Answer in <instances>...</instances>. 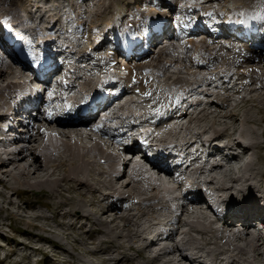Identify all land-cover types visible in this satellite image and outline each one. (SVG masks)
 Returning a JSON list of instances; mask_svg holds the SVG:
<instances>
[{"label": "bare ground", "instance_id": "obj_1", "mask_svg": "<svg viewBox=\"0 0 264 264\" xmlns=\"http://www.w3.org/2000/svg\"><path fill=\"white\" fill-rule=\"evenodd\" d=\"M92 1L94 0H69L68 2L72 13H76V23H79L77 28H80L79 26L83 28L91 23L93 31H100L102 25L99 22L94 26L92 19L96 18L101 10L104 11L99 17L107 12V15H112V1L107 4L106 2L109 0H97L95 5ZM142 1L133 0L132 3H129L127 8L131 12L128 15L125 14L121 19L133 18L129 20L133 22L132 29H123L122 31L121 25L119 26L122 23L121 20L118 22V26H115L111 20L106 21L108 27L106 30H101L104 34L102 41V37L93 36L95 40L92 42L97 43L95 47L93 45L94 49L92 48L91 52L81 53L82 45L73 44L62 29V25L68 26L65 24V21L68 22V20L61 23L59 19L53 21L56 14L49 13L56 10H49L48 0L45 4L42 3L43 0H0V27L2 24L10 23L15 17L18 18V15L22 13L27 18L26 20L31 22V29L29 28L27 32L31 30L34 35L42 33L40 28L45 22L47 24L44 25V35H51L58 29L56 32L63 35L65 44L67 42L72 44L70 49L73 53L66 55L67 50L62 49L54 56V63L47 66V80L35 75L34 67L29 63V53H6L8 58L0 55V82H2L0 100H5L7 94V97L10 96L8 100L4 101V107L0 106V124L8 117L7 112L10 110L9 103L13 97L12 93H16L17 88L22 85L29 88L30 85H33L34 88H30V93L33 95L35 103L38 104L35 108H39L46 103V94L48 96L52 93L51 85L54 77L62 73L61 61L63 59H73L72 66H74L77 75L87 66L76 64V61L93 57L102 62V64L96 65L97 68L98 66L102 68V73L98 75L91 68L88 69V72L93 70L99 77L106 78L111 68L119 69L120 73L130 69L134 74L133 78H128L129 80L126 79L125 74H120L122 75L121 80L113 83L117 88L123 86L122 94L117 102L129 100V95L134 92L141 95L140 93L146 94L145 91H148L147 96H140L144 101L130 99L132 103L127 104L126 113L132 110L131 114L135 117L144 112V115H148L146 122H150L158 115H169V118L161 120L154 128V132L159 134L161 139L170 142L169 149L177 145L189 149L202 135L220 127L223 133L212 144L224 138L229 140L231 146H226L225 151L230 157H227L222 164L212 166L210 171H206L204 167L200 168L196 179L184 182L182 177L174 174V170L146 161L135 146L116 149L119 141L115 135L109 133L105 128L91 127L98 120L100 114L90 123L86 120L65 122L56 118L47 122V127L36 126L34 123L36 119L32 118L26 126L18 127L19 133L11 145L0 152V158L4 157L0 164V197L6 199L8 205H16L14 197L20 200L21 194L26 191L48 195L54 203L49 201L48 204L41 205L53 208L54 204L57 209L62 210L60 213L62 218H72L69 228L75 226L79 220H84L80 230L87 229L81 233L88 236L87 239L90 237L92 240L89 241L91 249L86 250V253L90 255L128 257L131 254L133 259H143L136 264H193L185 255L189 251L201 254L210 264L264 263V221L248 217L244 224L240 220H232L229 213L221 215L211 209L202 195L198 196L196 191V188L206 184L214 198L218 200L220 197H224L222 201H228L230 197L239 195L244 187L251 190L253 194H258L259 188L264 187V182L257 184L256 181L260 176L257 165L259 162H264V159L260 158L259 162H256L258 156L255 160L251 157L253 149L260 148L257 143L259 142L257 139L260 137L257 138V130L252 126L261 124L255 121L247 122L250 129L248 132L245 131L246 133L243 132L241 125L245 123V120L240 113L243 107L250 102L263 101L262 104L264 103V0H235L233 8L232 5L231 8H226V6L218 4V2L229 3L231 0H193L192 5L182 6L178 12L174 11L176 7L178 8V2L175 0H154L151 2L147 0L149 2L148 10H142V6L140 9L138 8L139 10H130L131 6L136 4L145 5ZM182 1L184 0L179 3ZM19 3H23L24 6L19 8ZM38 3H42V6L47 8L42 11L44 14L41 15V7H38L36 12H39V15L36 18L31 13V8L33 4L37 5ZM60 3L64 5L63 0ZM155 5L157 10L150 7ZM102 6H104L103 9H101ZM164 7L169 8V13L158 16L153 14L157 11L162 14L161 9ZM210 8L215 9V18L225 21L227 28L224 36L215 35L206 29L188 31L187 26L191 25L196 18L206 17ZM56 12L58 13V11ZM170 13H175V17ZM137 15L138 18L142 16L143 18L135 20ZM151 19H156L158 23L167 20L174 32L173 36L167 40L158 41L157 38L162 35L161 28L153 29L150 25ZM106 22L102 21V23ZM114 30L115 35L112 36L111 32ZM185 31H188L185 37L179 39L178 34ZM72 32L74 33V31ZM132 32L136 33L132 35ZM136 35L140 36V40L138 43H133L131 37ZM6 36H0L1 43L7 42ZM145 37L149 38L150 43L141 55H137L136 49L142 45ZM60 41L61 38L54 39L50 45L53 46L56 42L61 44ZM113 41L114 43H112ZM12 44L17 45L15 42ZM187 45H191L190 49L186 48ZM0 50H4V48L0 47ZM102 50L104 53H100ZM122 52L126 53L125 63L120 60L124 57ZM76 54H80V58H75ZM178 54H182V57H179ZM132 61L137 63L132 65ZM58 62L60 63L56 64ZM116 64L117 67H115ZM218 64L221 66L218 67ZM18 66H22L23 70H20ZM170 68L174 71H170ZM135 70L137 72L140 70L141 74H147V76L140 77ZM151 73L156 74V77L152 78ZM179 75H184V77ZM135 79L139 82H135ZM98 81L101 83V79H96L95 83L88 86L89 96L99 87L100 83H96ZM217 81H220L222 85L220 92H216L220 84H215ZM153 83L162 84V88H156ZM170 83L171 85H169ZM140 84L143 86L146 84L149 88L145 90L139 86ZM138 86L141 87L140 93L137 91ZM141 89L145 91H141ZM216 93L219 94L220 99L217 98L218 104L215 106L217 108L214 111L209 110L211 113L207 110L216 103ZM203 96L208 97L209 101L201 98ZM191 98L197 101L194 103ZM169 101L170 107H165V103ZM204 101H207L206 105H204ZM133 103L137 106L139 103L152 105L139 108L136 106L135 108ZM112 106L113 104L105 106L103 112H107ZM74 109L75 106H72L71 110ZM180 120H185L187 126H181ZM108 121H112V118H109ZM228 121H231L233 126H228ZM171 122L179 124L174 129V125H170ZM11 129L9 128L8 131ZM35 129L37 133H35ZM0 135H3L1 125ZM149 136L153 137L152 134ZM262 137L264 138V131ZM90 155L95 159L94 161L89 159ZM211 156L213 157V155ZM139 157L145 160L148 165L138 161ZM101 158L106 159L105 165L100 164ZM196 160L187 159L188 166L181 167V169L193 168L196 165ZM211 160L213 159L208 158L207 162ZM216 161L218 160L216 159ZM63 168L67 172V176H64L66 172L63 173V176L59 174V170ZM179 170V168L175 169V171ZM84 171H89V174H83ZM184 174L185 172H181V175ZM64 182L67 186L64 185ZM176 188L186 197L192 196V199L183 206L176 224L168 221L166 226L171 229L172 226L177 227V224H181L183 230L181 233L173 231L166 240L159 239L158 247L152 250L158 256L147 257L146 250L140 244L143 239L142 235L151 234V227L155 223L162 219L168 220V207L173 205L171 201L180 198L175 194ZM66 190L68 192L79 191V193L80 190H83L80 195L82 199L65 198ZM109 199H113V201L115 199L118 202L108 206ZM262 203L264 205V197ZM90 207L97 208L96 213L86 212ZM183 217L189 220H185ZM33 219L35 218L33 217ZM230 221L234 224L229 225ZM60 225H64V223ZM94 226L99 227L98 233L102 238L92 237ZM163 260L165 262L161 263Z\"/></svg>", "mask_w": 264, "mask_h": 264}, {"label": "rangeland", "instance_id": "obj_2", "mask_svg": "<svg viewBox=\"0 0 264 264\" xmlns=\"http://www.w3.org/2000/svg\"><path fill=\"white\" fill-rule=\"evenodd\" d=\"M7 1H11V0H7ZM46 1L47 0H45V1L43 0L42 3L45 4ZM63 1H64V6L65 7L68 6L65 9V10H67L65 12H66V15L68 17L64 18V20H68V22H65V24H67L70 27L69 30L71 32L74 30V35L72 37L74 39H76L77 41H79L78 43L80 45H82L81 49H80L81 53L82 52L84 53L86 51L91 52V49L92 48L94 49V47H95V45L97 43H95V41L92 42L93 40H95V38L93 36L102 37L101 38V41H102V39L104 38V34H102L101 30H106L107 29V27H108L107 26V22H109L111 20L112 22L115 23V26H118V22L122 19V17L125 16V14L128 15L129 12H131V11L128 10L127 5L129 3L133 2V0H117L116 3H115V0L107 1L106 2L107 4H108V2L110 4V2L112 1L111 2L112 5H113V7H112V10H113L112 15H107L108 14V12H107L102 17L101 16L99 17V15H101V13L104 10L103 11L101 10L100 14L99 13L97 14V17L95 15L96 18L92 19L93 20L92 22L94 23V26L100 22L99 24L102 25V27L100 28V31L99 30H94L93 31V29H92V27L90 25L91 23L88 24V25H85L83 28H81L82 26H79L80 28H77L79 23L76 24V18H75L76 17V15H75L76 13L75 14L72 13V9L69 6L70 3L68 2L69 0H63ZM148 1L151 2V1H154V0H148ZM170 1H173V0H170ZM180 1L181 0H175V2H178V8L176 7V9L174 10L176 12L180 11L182 6L186 7V6L192 5L191 2L193 0H191V2H188V1L184 0L181 3H179ZM92 2H93V5H95L96 4L95 2H97V0H94ZM230 2L229 3H227V2H225V3L224 2L223 3L222 2H218V4L220 6H226V8L230 7L231 5H232L231 6L232 8L235 7V3H234L235 0H231ZM232 2L234 3V5H233ZM148 3L149 2H146L145 5H141L140 3H139L140 5L136 4L135 6H131L130 10H134V9H138V8L140 9L141 6L143 7L142 10H148L147 9L148 8L147 7ZM33 5H35V4H33ZM22 6H24L23 3H19L18 4L19 8L20 7L22 8ZM103 7L104 6H102L101 9H103ZM150 7L157 10V8H155L156 5L155 6H150ZM161 13L162 14H159L158 11H157L156 13H153V14L156 15V16L164 15L166 13H169V8L164 7V9H161ZM137 14H139V13L137 12ZM170 15L175 17V13H170ZM106 17H107V20H105ZM99 18H101L102 20L99 19ZM136 18L137 19H141V18H143V16L138 18V15H137V17H135L134 19L136 20ZM131 19H133V18L126 17L123 20H121L122 23L119 24V26L121 25L122 31H123V29L124 30L125 29H131L130 26H129L130 25L129 24V20H131ZM102 21L103 22L107 21V22L106 23H102ZM43 23H44V25L47 24L45 22H43ZM58 27H60L59 24H58ZM57 30L58 29H56V31ZM100 32H101L102 36H101ZM111 33H112V36H114L115 35V30L113 32H111ZM90 38H91V40L88 41V39H90ZM60 43H61V45L65 44V41H64L63 38H61ZM112 43H114V41ZM111 44H109V45H111ZM93 45H94V47H93ZM108 46H106V49H108ZM8 47L9 46H7V48ZM186 48L190 49L189 45H187ZM102 49H104V48H102ZM106 52H109V51H106ZM100 53H104V51L102 50V51H100ZM123 53H125V52H122V55L124 57L123 58L119 57V58H120V60H122V63H125L126 62V53L125 54H123ZM0 55L5 56V58L6 57L8 58V55L6 54L5 50H0ZM178 56L182 57V54H178ZM185 57L189 58L190 56H185ZM75 58H80V54H76ZM86 61H89L90 63H87ZM82 62H84V64L87 63L86 66L89 65V64L91 66L93 65L91 67V69L96 71L98 75L100 73H102V68L99 67V66L97 68V66H96L98 64H102V62H100V60H98L97 58L88 57V59H84L83 61H82V59H80V60L76 61V64H80ZM116 62H117V60H116ZM136 63L137 62H133L132 61V65H135ZM156 64H157V62L155 63V65ZM117 66L118 65L116 64L115 67H117ZM220 66H221V64H218V67H220ZM18 68L20 70H23V69H21L22 66H18ZM169 70L170 71H174L172 68H170ZM193 70H195V69H193ZM135 71L137 72V70H135ZM122 73L126 75V79L134 77V74H132L130 69H126ZM138 73H139L140 77L147 76V74H141L142 72L140 70H138L137 74ZM160 74L162 75L163 73L161 72ZM95 75L96 74H94L93 76L95 77ZM150 76L152 78H154V77H156V74L151 73ZM179 76L180 77H184V75H179ZM135 82H139V80L135 79ZM0 85H2V82H0ZM153 85L156 86V88H162V84L153 83ZM169 85H171V83ZM139 86H141L145 90L149 88V86L147 87L146 84H144V86L140 84ZM139 86H138L137 91L140 93V88L141 87H139ZM144 89H141V91H143ZM145 92L148 93V91H145ZM132 94L129 95V97H128L129 100L133 99L135 101H140V99H141L142 101H144L142 98H140V96L141 95L147 96L145 93L144 94L140 93L141 95H137L134 92ZM7 96H8V94H7ZM7 96H6L5 100H8L10 98V96L9 97H7ZM46 96H47V94H46ZM201 98H203L204 100L207 99L209 101L208 97L203 96ZM210 99H212V98H210ZM215 99H216V101H215L216 103L212 106V108L207 110L208 112L214 111L215 108H217L215 106H216V104H218V101H217V98H215ZM5 100L4 99L0 100V106L4 107V101ZM262 102L263 101H261V102L258 101L257 102L258 104L256 102H250L246 106H244L243 109L240 111L242 116H244L243 120H245L244 122L246 123V124L244 123V124L241 125L242 129H243V132H245V131L248 132L249 131L250 126H249L248 123H250V122L255 121L256 123H258V124L260 123L261 124L259 126L258 125L257 126L254 125V127L252 126L253 129L257 130V134H256L257 138L260 137L259 139H257V141L259 140V142H257V143L260 145L259 149L261 151L258 149V147H256L255 149H253L254 152L255 151L256 152L255 153L254 152L251 153V154H253L251 157L254 160L258 156V158L256 159V162L257 161L259 162L260 158L264 159V138H262V136H261V132L264 131V121H263L264 120V112L262 113V111H264V103L262 104ZM131 103H132V101H131ZM58 104H59V102H58ZM256 104H257V106H256ZM259 104H262V105L260 106ZM132 105H134L135 108L137 106V104H134V103ZM151 105L152 104H149V103H139L137 107L139 108V107H145V106H151ZM253 105H255V106H253ZM262 108H263V110H262ZM209 110H211V111H209ZM248 119H250V120H248ZM251 119H252V121H251ZM219 120H221V119H219ZM222 121H223V119H222ZM184 122H186V121H184ZM228 122H229L227 124L228 126H230V127L233 126L231 121H228ZM230 122H231V124H230ZM34 123L36 124V126H42V125L44 127L48 126V123L38 122L37 119H36V121H34ZM53 125H55V124H53ZM209 125H211V124H209ZM243 125H245L246 127L243 126ZM214 127H216V126H214ZM35 131L34 132L37 133L36 129H35ZM89 157H90L89 159H91V160L93 159L92 155H90ZM94 160L95 159H93V161ZM97 160H98V156H97ZM257 168H258L257 170L260 173V176H259L258 179H256V181H257V184H259L260 182H264V162H259V165H257ZM59 172H60L59 174H61L63 176L64 175L63 173H65L66 171L63 168V169L59 170ZM83 174L88 175L89 171H84ZM67 175L68 174L66 172L64 176H67ZM64 185H66L65 182H64ZM262 188L264 189V187H262ZM82 191L80 190V193H79V191L78 192L77 191L68 192L66 190L65 191V194H66L65 198H69L70 197V198H74V199L78 198L77 200H81L82 197L80 195H81ZM6 195H8V194L6 193ZM13 200L15 202H17V204L16 205H8L7 202H6V199H4L3 197H0V264H109V263L110 264H127V263L128 264H136L138 261L140 262V261L143 260V259L142 260L133 259V257H132L133 255H131V254L128 255V257H124V256L121 257V255H111V256L110 255H105L104 256L102 254L101 255L100 254H97V255L96 254H94V255L91 254L90 255V254L86 253V250L88 248L91 249V245H90L91 242L89 243V241H92L90 239V237L87 239L88 236L86 237V236H84L82 234L83 232H85V230L87 231V229H81L80 230V227L78 226L80 221H78L75 224V226H73L72 228H69L68 226H69V223H70L72 218L71 219L70 218H66V219L62 218V216L60 215L62 210L57 209L54 204L52 205L53 208H46V207L42 206L41 204H45V203L48 204L49 201H51L50 203H54V202H52L51 198L48 197V195H44L42 193H32V192H27L26 191V192H23L21 194V199L20 200L17 197H14ZM54 201L56 202V200H54ZM17 205L20 206V207H18ZM96 209L97 208H95V207H90L88 209V211H86V212L89 213L90 211L92 212V210L96 211ZM35 214H37V215H35ZM41 214H43V215H41ZM35 216H37V217H35ZM33 217L35 219H33ZM61 223H64V225H60ZM58 228L61 229V230H59ZM98 228L99 227H97V226L93 227L94 233L92 234V237H94V238H97V237L100 238L101 237L102 238L100 233H98V231H99ZM57 232H58V234H56ZM83 237H84V239L87 242L83 239ZM81 241H82V243H81ZM85 243H86V245H85ZM104 246H106V245H104ZM122 259H124L125 262ZM121 261H122V263H121ZM261 264H264V263L261 262Z\"/></svg>", "mask_w": 264, "mask_h": 264}, {"label": "snow or ice", "instance_id": "obj_3", "mask_svg": "<svg viewBox=\"0 0 264 264\" xmlns=\"http://www.w3.org/2000/svg\"><path fill=\"white\" fill-rule=\"evenodd\" d=\"M146 95H148V93H146ZM49 115H51V113H49Z\"/></svg>", "mask_w": 264, "mask_h": 264}]
</instances>
